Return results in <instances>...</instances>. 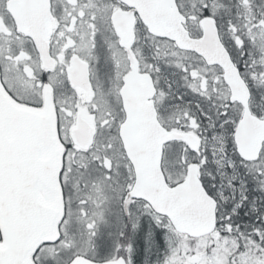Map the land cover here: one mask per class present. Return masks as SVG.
<instances>
[{
    "label": "flooded vegetation",
    "instance_id": "obj_1",
    "mask_svg": "<svg viewBox=\"0 0 264 264\" xmlns=\"http://www.w3.org/2000/svg\"><path fill=\"white\" fill-rule=\"evenodd\" d=\"M9 1L0 0L2 82L7 91L24 105L36 108L53 105L58 134L65 147L60 173L65 202V213L59 224L61 236L57 242L43 243L34 255L35 261L47 264L51 259L48 252L51 245L79 241L80 236L75 229L107 227L116 231L120 227L125 230L127 228L133 231V235L130 233L123 243L130 242L135 247L139 237L145 239L142 235L146 236L145 223L150 206L147 201L130 198L128 195L134 185L136 173L120 135L128 115L123 96L126 78L132 72L136 73L138 80L143 74H150L156 89L153 100L162 124L168 129L195 131L202 144V131L208 132L211 127V113L224 115L223 119L234 116L239 121L242 107L235 103L236 107L228 109V105L215 101L221 89L228 94L229 87L223 79L218 83V89V85L211 88V91L215 89L214 93H210L214 97L213 101L188 103V108L182 110L181 89H172L168 84L165 89L172 93V104L163 103L164 82L161 84L157 77L158 69L151 65L149 67V62L144 57L145 50H148L143 42L145 34L152 38L155 36L149 33L142 18L137 6L140 0H131L134 4L125 0H50L51 18L54 22L51 31L49 28L34 30L31 35L18 28L9 8ZM117 13L121 23L133 34L134 41L130 48L122 44V38L116 29L113 18ZM40 14L38 7L33 5L32 19L38 18ZM158 50L157 48V53ZM201 79L200 77L199 80ZM137 83L133 90L139 92L142 87ZM206 83L211 86L210 81ZM195 104L197 107L193 108ZM129 108L135 114H144L140 111L138 101L131 103ZM193 114L200 116L199 120L203 117L205 121L193 124L190 116ZM76 129L82 130L83 140L92 134L90 145L83 146L75 141ZM233 130L235 142V125ZM174 144H180V141L170 142L165 148ZM188 150L191 153L198 152L191 151L190 147ZM196 161L199 162L198 158H192L188 167ZM164 163L168 175L167 162L164 160ZM199 167L200 176L208 191L217 196L221 203L216 190L218 177L204 172L202 164ZM183 175L184 171L180 173L178 180H172L173 184L188 176ZM124 177L130 179L129 185L121 191L117 203L115 200L110 207L107 204L109 196L112 192L115 193L114 189L120 190L114 181ZM94 235L93 243H100L101 233ZM113 235L114 237L109 238L111 241L116 237ZM126 248L127 245L119 246L113 256L95 258L103 260L125 255L131 261L129 251L127 254L125 252Z\"/></svg>",
    "mask_w": 264,
    "mask_h": 264
},
{
    "label": "water",
    "instance_id": "obj_2",
    "mask_svg": "<svg viewBox=\"0 0 264 264\" xmlns=\"http://www.w3.org/2000/svg\"><path fill=\"white\" fill-rule=\"evenodd\" d=\"M8 5L26 34L45 28L51 31L50 0H10ZM33 5L41 13L36 19L31 17ZM137 6L151 33L168 37L180 48L202 55L208 64L223 68L232 98L244 106L236 130L238 150L247 160L258 159L264 148V117L251 109L250 85L224 43L215 17L202 18L203 34L196 37L186 27L187 16L177 0H140ZM113 20L122 44L130 48L133 34L121 23L119 13ZM137 82L142 87L139 92L133 90ZM155 91L150 74L138 80L132 72L126 78L123 96L128 115L120 134L136 173L129 196L147 200L156 212L168 216L179 232L192 237L207 235L217 228L218 201L199 177L198 163H192L189 176L175 185L169 184L162 165L166 143L183 140L197 150L201 140L195 133L169 130L161 124L152 99ZM135 101L143 115L129 108ZM81 134V129L75 130V141L90 145L92 134L84 140ZM64 153L53 105L36 108L20 103L7 91L0 75V264H37L33 255L39 246L58 240L65 213L60 179ZM69 264L127 261L124 256L96 261L77 255Z\"/></svg>",
    "mask_w": 264,
    "mask_h": 264
},
{
    "label": "rangeland",
    "instance_id": "obj_3",
    "mask_svg": "<svg viewBox=\"0 0 264 264\" xmlns=\"http://www.w3.org/2000/svg\"><path fill=\"white\" fill-rule=\"evenodd\" d=\"M178 2L181 9L189 15V28L196 35L200 34L201 15L207 11L205 4L209 6L214 4L216 12L220 14L218 19L221 28L223 27L221 31L224 39L235 58H240L243 45L239 40L240 36L235 34L238 29L236 30L237 27L233 25V21L224 18L228 16L229 8L226 4L229 0H207V2L205 0H178ZM257 2L260 6L258 9H262V11L254 20L255 26L251 27L247 38H244L250 44L260 45L250 48V51L254 53L256 66L255 68H253L254 66L244 67L242 71L254 89L253 107L257 113H262L261 111H264V66L259 65L258 61L264 59V54L257 50L264 51V1L257 0ZM222 5L226 8L220 13ZM143 42L144 46L148 47L144 57L149 64L146 63L149 67L151 65L158 69L157 77L161 84L164 82V89L168 84L172 89L175 87L181 89L182 110L188 108V103L214 100L210 93L215 92V89L211 91V88L217 86L223 79L220 67L208 66L198 55L180 51L166 40L152 38L148 34H145ZM157 48L159 49L158 53L156 52ZM200 77L201 80H199ZM206 81H210L211 86ZM218 88L219 85L216 89ZM171 96L172 93L169 92V89H165L162 97L165 105L172 104ZM216 99L215 101L228 105V109L235 106L230 95L228 97L224 89H221V93L217 94ZM196 107L197 104L193 106V108ZM190 116L193 124L204 120L203 117L199 120L200 116L195 114ZM210 116L212 117V120L209 121L211 127L208 128V132L202 131L204 143L198 152L190 153L185 144H174L165 150V159L169 162L166 166L169 170L168 177L172 180H178L183 171V177L187 174L188 164L194 157L198 158L204 172H210L211 175L214 174L218 177L216 190L221 199V210L225 212L223 223L215 232L200 238H191L186 234L176 232L167 218L148 209L143 250L145 258L142 262L137 256L136 247H133V244L130 245V242L123 243V240L133 233L132 230L120 227L115 231L102 227L91 230L75 229L80 236L79 241L73 240L74 242L69 244L62 242L50 246L48 252L51 259L47 264H67L78 253H90L91 256L107 258L115 254L117 247L125 245L128 247L125 250L126 254L129 251V256H131V264H264V249L251 239L244 237L242 241L244 230L241 231V225H238V223L252 225L255 236L260 237L261 235L258 222L251 221L250 217L256 218L264 215L262 212L264 207V152L261 160L257 162L247 163L242 160L233 138V128L238 123L237 118L232 116L223 119L224 115L213 113ZM114 182L120 190L114 189L115 193L112 192L109 196L107 204L110 207L114 205L115 200L117 203L121 191L129 185L130 179L124 177ZM230 220L235 221V225H232ZM252 226L248 228L251 229ZM154 229L160 231L162 236L164 251L162 255L159 253V256L156 255L157 249L153 246L155 244H152L149 238ZM66 231L68 234L69 230ZM98 232L102 236L99 240L100 243H93L92 237ZM139 232L142 233V231ZM113 234L116 237L111 241L109 238L114 237Z\"/></svg>",
    "mask_w": 264,
    "mask_h": 264
},
{
    "label": "trees",
    "instance_id": "obj_4",
    "mask_svg": "<svg viewBox=\"0 0 264 264\" xmlns=\"http://www.w3.org/2000/svg\"><path fill=\"white\" fill-rule=\"evenodd\" d=\"M262 1H264V0H262ZM205 2H207V0H205ZM222 4H224V3H222ZM226 5L228 6L229 11H228V16H226L224 18H229L231 21H233V25H236V27H237L236 30L237 29L238 30L235 31V34L237 33L240 36L239 40H240V42H242V45H243L242 46L243 50H242V54H241L240 58L239 59L235 58V59H236L238 65L240 66L241 69H243L244 67H247V66H251V67L254 66L253 68H255L256 61H255L254 53L250 51V48L258 47L260 45H258L257 43L256 44H250V43L246 42L244 38H247L246 36L249 34V31H251V27L255 26L254 20L259 15L258 13H260L262 11V9H258L260 6L258 5L257 0H229V2ZM205 8H207V11L204 12L205 15L214 14L218 18L220 17V14L216 12V7L214 6V4L212 6L205 4ZM225 8L226 7L224 5H222V9L219 10L220 13ZM222 29H223V27L221 28V30ZM257 51H260V52L262 51L261 54H264L263 50H257ZM260 61H258L259 65L261 64V66H264V59H262ZM262 212H264L263 209H262ZM250 218H251V221L258 222V225L260 226V229H261L260 230L261 235H260V237L255 236L252 225H245V224L238 223V225H241L240 226V228L242 229L241 231L244 230V232L242 234V241H243L244 237H245V239H251L252 241H255L257 244H260V246L264 249L263 216H261V217L257 216L256 218L251 216ZM230 223H232V225H235L236 222L230 220ZM249 226H252V228L251 229L248 228ZM142 237L145 238L144 235H142ZM149 238H150L151 243L155 244L153 246H155V248L157 249L156 255L159 256V253H161V255H162L163 251H164L163 250L164 247L162 244V236H161L160 231H155V229L152 230L151 237H149ZM145 239L142 240V238L139 237L138 241L135 242L136 252H137V256L140 258V262H142L143 259L145 258L143 255V250L145 247V244H144Z\"/></svg>",
    "mask_w": 264,
    "mask_h": 264
}]
</instances>
